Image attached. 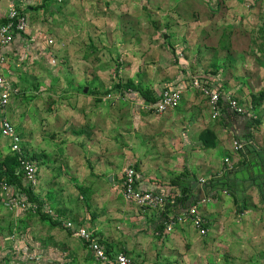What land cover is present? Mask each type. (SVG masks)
<instances>
[{
    "label": "rangeland",
    "instance_id": "1",
    "mask_svg": "<svg viewBox=\"0 0 264 264\" xmlns=\"http://www.w3.org/2000/svg\"><path fill=\"white\" fill-rule=\"evenodd\" d=\"M226 1L26 0L27 36L34 41H23L8 50L0 48V74L10 78L17 88L5 113L19 127L22 145L41 162L53 166L42 170V177L38 175L32 191L37 199L45 200L54 211L92 231L94 222L97 223L99 235L109 221L105 215L109 207L108 185L98 178L86 185L53 175L54 171L63 172L62 165L58 164V170H54V165L68 159L69 137L68 133L53 136L55 132H44V126L54 124V115L65 106L70 107L75 95L100 100L112 93L125 97L127 111L133 113L131 109L141 107L146 115L153 114L137 89L149 90L155 96L154 92L167 80H177L180 74L189 72L196 78H206L204 82L220 81L245 103L252 95L247 88L250 64L246 62V37L264 36V16L252 26L244 9L230 10ZM49 39L52 43H45ZM254 44L260 46L262 42L254 40ZM254 54L262 61L261 54ZM257 80L260 86L261 77ZM258 92L255 94L263 95L262 90ZM182 97L175 111L192 109L208 120L204 132H189L203 142V147L194 145L190 154L198 162L193 160L199 167L196 172L210 173L222 168L224 158L229 157L225 146L229 143V128L220 122V137H216L214 128L218 123L212 117L208 96L200 87L186 90ZM68 117L65 113L62 118ZM167 133L126 132V140L132 142L137 137L148 168L167 164L171 170L168 162L174 163L172 153L163 152L162 157L157 152L158 139L170 146L172 133ZM60 150L66 153L63 161ZM5 171L13 172L19 184L27 188L15 158L0 143V173ZM13 189L14 194L23 192ZM3 197L0 196V237L15 234V240L23 248L28 247L26 253L33 254L28 258L31 264H95L82 240L62 225L54 224L53 218L30 210L15 214L17 209L8 206ZM261 202L264 204L262 198ZM70 207L75 212L68 211ZM2 239L9 242L11 237ZM42 246L45 248L37 250ZM109 246L113 251L121 250L113 244ZM18 250L23 262L28 255L21 248ZM4 259L8 257L0 256V262Z\"/></svg>",
    "mask_w": 264,
    "mask_h": 264
},
{
    "label": "crops",
    "instance_id": "2",
    "mask_svg": "<svg viewBox=\"0 0 264 264\" xmlns=\"http://www.w3.org/2000/svg\"><path fill=\"white\" fill-rule=\"evenodd\" d=\"M226 2L229 3L230 10L244 9L249 15L247 21L252 26L260 23L264 16V0H228ZM254 40H259L262 44L257 46ZM263 43L264 36L246 37V62L250 64L247 71V88L252 91V95L245 100V103L239 101L237 96L232 94V90L225 88L220 81L204 82L206 78H198L200 84L218 89L222 97L225 95L234 97L249 110L248 115L233 112L228 107H224L220 115L213 118L218 123L214 128L216 137H220V122H225L229 128V132H226L229 143L225 145L229 157H225L228 159L227 163L224 161L225 166L210 173L196 172L199 167L195 163L198 162L190 155L194 145L202 144L203 147V142L189 132H204L208 127V120L192 112V109L186 112L171 109L160 114L146 115L141 112V107L137 109L134 107L131 109L132 113L127 111L125 97L120 98L108 93L100 100L74 94L76 97L69 102L70 107L65 106L59 114H55L56 109L54 110L55 123L50 126L45 125L44 132H55L53 136L59 137L68 133L70 145L67 160L62 159L66 153L58 151L63 162L54 165V170H58L59 164L62 165L59 168L63 172L61 174L54 171L53 175H60V178L66 182L70 180L86 185L93 184L98 178L103 185H108L109 207L105 215L109 221L104 224L102 234L99 232L100 235L96 232L97 223L92 224V229L99 235L112 255L125 252L139 264H264V204L261 202V198L264 201ZM16 45L19 43L12 44L5 50L15 48ZM254 52L262 55V61L256 59ZM233 53L238 56L237 52ZM184 73L180 74L177 80H167L165 84L158 87L154 92L155 96L164 86L182 87L184 88L182 95L186 90L191 89L190 82L198 76H193L189 72ZM259 76L262 86L258 84ZM258 90H262L263 95L255 94L259 93ZM146 103L148 106L152 104L147 101ZM190 106L192 108L191 104ZM65 113H68V119L62 118L65 117ZM2 114L0 110V119ZM27 125L29 126L30 122L27 121ZM51 127L53 130L49 131ZM16 128L19 131V127ZM126 132H168V135L172 133L170 146L163 145L164 142L161 139H158L159 146H157L159 149L157 152L162 157L163 152L172 153L174 163L168 162V166L172 167L171 170L167 169V164L161 167L156 164L148 168L144 149L137 146V137L129 142L126 140ZM175 132H181V134ZM235 140L242 144L239 150L233 148ZM0 143L5 146L1 137ZM28 151L37 162V176L43 175L42 170L53 168L52 164L41 162L31 150L28 149ZM159 161L158 159V163ZM130 165H133L135 169L139 167L137 168L140 178L139 187L168 196L166 205L168 212H178L208 196L210 198L208 201L198 203L199 211L206 222V234L201 235L193 224L185 222L178 225L172 233L161 235L160 214L128 203L120 194L122 172ZM213 175H218V178L211 179L206 184L198 182L200 178H209ZM177 176L182 177L179 185L172 182V179ZM39 201L42 202V200ZM67 210L75 212L71 207ZM15 211V214H21L19 211L22 210ZM55 213L62 221H73L67 215L56 211ZM73 222L81 225L76 221ZM59 225L62 223L60 222ZM11 235L13 233L9 236ZM0 238V256L8 257L0 264L32 263L28 258L33 254L26 253L28 247L23 248L22 244L15 240V234L10 240L5 234H2ZM2 238L9 242H2ZM112 244L121 250L109 249V245ZM20 248L25 255H28L27 258H23V262L20 261L18 250ZM40 248L45 247H37V250ZM38 256L42 257L43 254Z\"/></svg>",
    "mask_w": 264,
    "mask_h": 264
},
{
    "label": "built area",
    "instance_id": "3",
    "mask_svg": "<svg viewBox=\"0 0 264 264\" xmlns=\"http://www.w3.org/2000/svg\"><path fill=\"white\" fill-rule=\"evenodd\" d=\"M27 3L26 0H0V48L6 49L12 44H22L23 41H34V38L27 36ZM52 43L47 40L45 43ZM182 55V54H180ZM192 88H201L209 99L212 117L217 118L224 107H228L233 112L247 113L249 110L238 102L234 97L225 95L222 97L221 91L215 88H208L200 84L198 78H193L189 84ZM184 88H164L156 96L154 103L149 108L155 114L164 113L179 106ZM17 88L13 82L4 74H0V110L3 112L0 119V137L4 140L9 153L16 158L17 167L27 183V188L33 191L37 186L38 176L36 170V160L22 145L21 133L17 130L14 122L6 116L7 106L11 103L10 96ZM242 144L233 141V148L239 150ZM226 163L228 159L224 160ZM227 166V165H226ZM218 175L209 178H200V184H206L211 179H217ZM120 190L122 197L128 203L139 208L154 210L160 214L162 232L161 235L172 233L178 225L185 222L193 224L201 235L206 234V222L199 211L198 203L208 201V196L203 197L198 203L191 204L183 210L166 211L168 196L157 193L150 189L139 187V172L133 165L125 167L120 180ZM225 184V183H222ZM225 189V187H223ZM226 190V189H225ZM4 178L0 179V195L4 196L6 203L11 208L20 210H30L45 214L54 220L60 221L62 226L73 236L82 240L85 250L95 259V264H139L130 258L125 252H117L112 255L104 246L99 235L85 226L74 223L70 220L62 221L52 207L46 202L29 201L24 192L14 194ZM14 236L11 235L12 238Z\"/></svg>",
    "mask_w": 264,
    "mask_h": 264
},
{
    "label": "trees",
    "instance_id": "4",
    "mask_svg": "<svg viewBox=\"0 0 264 264\" xmlns=\"http://www.w3.org/2000/svg\"><path fill=\"white\" fill-rule=\"evenodd\" d=\"M137 92L139 93L140 97L143 98L147 102L154 103V101L156 100V96H154L151 93V91H149V90H143V89L139 88V89H137ZM15 161H16V158H15ZM16 165H17V163H16ZM2 178H4L6 180V182L8 183V185L11 188L15 187V188L23 191L29 201L40 202L37 199V197H35V195L33 194V192L30 189L25 188L22 185V183L19 184L20 182H19V180L16 179V176L13 174V172H7V171L1 172L0 173V179H2ZM181 178H182L181 176H177L176 178L172 179L173 184L179 185L180 181H182ZM42 215L46 216L45 214H42ZM53 223L54 224H60V222L57 220H53Z\"/></svg>",
    "mask_w": 264,
    "mask_h": 264
}]
</instances>
